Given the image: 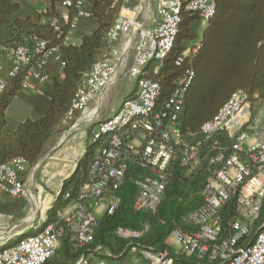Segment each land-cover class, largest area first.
<instances>
[{
  "label": "built area",
  "instance_id": "built-area-1",
  "mask_svg": "<svg viewBox=\"0 0 264 264\" xmlns=\"http://www.w3.org/2000/svg\"><path fill=\"white\" fill-rule=\"evenodd\" d=\"M215 6L216 0H120L117 18L106 33L102 57L84 75L61 123L67 131L80 123L94 125L89 142L97 144V149L87 181L75 195H63L61 202L66 206L57 210L50 222L47 213L36 221L34 214L39 206L28 184L38 164L29 170L23 159L16 158L0 165V196L25 200L28 205L34 202L21 223L36 230L13 242L1 237L0 264H46L60 250L65 231L75 247H87L99 219L120 207L117 192L130 168L140 172L133 181V209L155 214L173 168L191 173L202 162L206 164L203 203L186 218L194 229L171 233L170 240L178 248L175 252L129 246L126 253L131 261L125 264H190L179 257L201 264H264V222L246 246L239 245L250 236L264 201V101L252 102L245 91L237 90L212 120L202 124L199 133L183 135L178 120L195 72L183 69L166 98H162L155 80L177 39L180 12L197 14L200 23L206 25L214 16ZM58 11L59 17L51 20V26L60 35L68 26L64 44H73L83 25L93 27L87 0H63ZM199 46V40L188 46L175 65L189 62ZM44 51L45 43L31 37L23 45L0 48V56L12 62V76L18 68L27 66L34 53L43 52L37 70L28 71L25 88L32 78L42 84L50 78L44 69L51 56H57L62 68L55 49ZM121 76L134 82V93L115 113L98 121L99 110L91 109L90 104ZM232 202L234 208L225 224L223 212ZM100 207L102 214L98 217ZM148 229V224L141 231L120 227L115 234L123 240H135ZM95 251L103 250L97 247ZM75 264L91 263L82 255ZM95 264L112 263L96 260Z\"/></svg>",
  "mask_w": 264,
  "mask_h": 264
},
{
  "label": "trees",
  "instance_id": "trees-1",
  "mask_svg": "<svg viewBox=\"0 0 264 264\" xmlns=\"http://www.w3.org/2000/svg\"><path fill=\"white\" fill-rule=\"evenodd\" d=\"M62 1L49 0L45 10L35 17H20L21 0H0V48L23 45L28 38L34 37L45 43V51L55 49L63 64L61 76H53L43 83L42 92L49 100L43 115L38 119H28L10 130L7 128L6 110L22 90L28 71L37 70L43 52L34 53L27 66L18 68L3 84L0 90V165L21 158L30 170L47 154L54 137L64 131L61 123L69 112L80 82L102 57L106 33L117 18L120 7V0H87L92 30L83 35L78 45L64 44L68 26L62 28L61 35L51 26V20L59 17L58 7ZM186 1L183 0L184 3ZM72 12L71 7V15ZM214 12L201 33L198 31V15L184 10L180 12L177 39L155 78L160 85L162 98H166L183 69L189 68L195 72L178 120L183 135L199 133L202 124L212 120L237 90L245 91L252 102L264 101V0H216ZM196 40L200 43L196 55L189 62L185 60L176 66L178 57ZM96 146L89 141L86 143L85 153L77 161L72 174L62 182L60 192L47 212L48 222L54 218L57 210L65 206L61 202L63 195L68 192L75 195L87 181ZM205 166V162H202L191 173L175 166L155 214L133 209L136 193L133 181L140 172L130 168L123 186L117 192L120 207L114 214H106L99 219L92 243L77 248L65 231L59 253L61 256L55 258L54 262L75 264L85 255L91 264L96 257V260L112 264H125L131 261L126 249L134 244L154 251L167 249L171 252L168 244L171 233L194 229L186 218L203 203ZM233 208L234 202L225 208L222 219L225 224L230 220L229 214H232ZM263 222L264 201L250 236L242 239L239 245L246 246ZM144 224H148L149 229L138 239L123 240L115 234L120 227L141 231ZM97 247L103 251H95ZM104 252L109 255L106 256ZM179 259L187 260L190 264H201L194 259Z\"/></svg>",
  "mask_w": 264,
  "mask_h": 264
},
{
  "label": "crops",
  "instance_id": "crops-1",
  "mask_svg": "<svg viewBox=\"0 0 264 264\" xmlns=\"http://www.w3.org/2000/svg\"><path fill=\"white\" fill-rule=\"evenodd\" d=\"M49 0H24V4L29 6L32 11L35 14L41 13L45 10L46 6L48 5ZM91 29H88L87 26H82L79 29V32L77 33V37L73 40L76 41L78 44L81 42L83 35L88 34ZM13 70V64L10 60L5 59L3 56H0V84H4L8 81V79L11 76V72ZM45 73L49 74V77L53 76H61V66L59 65L58 59L56 55L51 56L49 59L46 67H45ZM119 80V79H118ZM117 80V81H118ZM132 82V81H131ZM42 86L43 84L40 83L36 78L30 79L28 81V84L25 88H22V90L19 92V94L13 99L11 104L9 105L8 109L6 110V118L8 119L9 110L13 105H17L18 108L23 109V113L19 116L20 119L17 121L18 123H15L13 127H16L18 124L28 120V119H38L40 118L45 110L47 109V106L49 104L48 98L43 94L42 92ZM110 88V87H109ZM108 88V89H109ZM135 86H133V89L123 98V100L126 97L131 96L134 93ZM107 93V90L103 92L102 96L96 101L90 104V108H98L99 114L97 116V120H102L106 117H109L113 113H115L121 103L113 110L112 112H104V114H101L100 106L102 103L103 98L105 97ZM8 124V121H7ZM94 127V126H93ZM73 131L71 129L70 131L64 130L62 131L61 135L59 136V133L54 137L52 143L48 146V152L47 154L40 159L39 163H41L42 167L44 168L43 173L41 174L42 180L47 183V185L44 186V184H41L40 182L37 183V186L40 187V189L37 187L36 194H33L36 196L37 202H40L41 197H49L51 198V202L49 207L45 206L44 209L41 211L42 213H47L50 208L53 206V203L55 202L56 197L58 196L61 184L62 182L67 179L72 172L75 170V165L77 161L83 156L85 153V146L88 140H86V143L83 144L84 147H82L81 143H78V146L81 148L80 151L79 148L74 149H67L64 150L61 147L63 146V143L67 139V137L70 135V133ZM47 163V164H46ZM33 176L30 179V182L28 184V187L31 190L30 185L33 183ZM38 181V180H37ZM52 186L55 188H49L47 187ZM43 187V188H42ZM44 190V191H43ZM45 194V195H43ZM46 198L43 200V204H46ZM26 202L25 200H10L7 197L0 196V245L4 243V239H11L12 238V231L14 228L17 227V223L14 222L12 228L5 229L3 226H1V221L4 218L7 219H14L16 220L17 217L21 216L25 213L26 206L24 204ZM48 202V201H47ZM28 204V203H27ZM66 206V205H65ZM64 206V207H65ZM63 207V208H64ZM49 209V210H48ZM12 235V236H11ZM15 235V234H14ZM1 237L4 239L1 240Z\"/></svg>",
  "mask_w": 264,
  "mask_h": 264
},
{
  "label": "rangeland",
  "instance_id": "rangeland-1",
  "mask_svg": "<svg viewBox=\"0 0 264 264\" xmlns=\"http://www.w3.org/2000/svg\"><path fill=\"white\" fill-rule=\"evenodd\" d=\"M20 4H21V10L19 12L20 17H26V15H31L32 17L36 16V14L32 11V9L29 6H27L26 4H24V0H21ZM205 26L206 25L200 23V26L198 27L199 33L202 32L201 30H203V28ZM73 44L78 45V43L76 41H74ZM189 46H191V44H189ZM133 86H134V82L128 81V79L126 77L121 76L119 78V80L114 85H112L109 89H107V93H106L105 97L103 98L101 106H100L101 114H104V112L110 113L113 110H115V108L121 103L123 98L133 89ZM255 105L257 106V104H255ZM22 111H23V109H21V108L19 109L18 106L15 104L13 105V107H11V109L9 110L8 119H7L8 130L15 128V127H13V125L15 123H18L17 121H19V119L21 117L19 115H21L23 113ZM93 126L94 125H92V124L87 125V126L86 125L84 126L82 123L78 124L75 128H73V131L67 137V139L65 140V142L63 143V146L61 148L64 150L71 149V148H74V149L79 148L78 151H80L81 148L78 146V143H81L82 147H84L83 144L86 143V140L89 141L90 131L92 130ZM61 133H63V132H60L59 136L61 135ZM43 171H44V168L42 167L41 163L38 164L35 167V170L33 171V179H32L33 183L30 185L33 194H36V192L38 191V190H36L37 187L40 189V187L37 186L38 182H40L41 184H44V186L47 185V183H45V181L42 180L41 174L43 173ZM49 188H55V187H52V186L47 187V189H49ZM43 195H45V194H43ZM44 198H46V197L43 196L40 198L41 204L39 202H37V205L39 206V211L37 212L36 215L34 214V218L36 221H37L38 217H40L42 214H44L41 212L44 209V207L45 206L49 207V205H50V203H49V202H51L50 196L46 198V204H43ZM24 204L26 206L25 213L22 214L21 216L17 217L16 220L4 218L1 221V226H3L5 229L12 228L13 224H15L14 222L17 223V227L14 228V230L11 233L13 235V236L11 235L12 236L11 242H13V240L18 238L19 236L29 235L32 232L36 231L34 229H31V230L28 229L29 225L21 223V221L28 216L29 210L34 206V202L33 203L31 202V204H30L31 206L28 205L27 202H24ZM101 214H102V208L100 207V208H98L97 216L100 217ZM168 244H169L172 252H175L178 250L177 246L173 243L172 240H170V238L168 239ZM60 250H61V248H60ZM60 250L58 251V253H56V255L54 257H52L48 261L49 264H56V262H54V260H55V258H59L61 256V254H59ZM96 259H97V257H96ZM95 260L92 261L93 264L95 263Z\"/></svg>",
  "mask_w": 264,
  "mask_h": 264
},
{
  "label": "water",
  "instance_id": "water-1",
  "mask_svg": "<svg viewBox=\"0 0 264 264\" xmlns=\"http://www.w3.org/2000/svg\"><path fill=\"white\" fill-rule=\"evenodd\" d=\"M38 163H39V161H38ZM38 163H37V164H38ZM37 164H36V165H37ZM259 230H260V229H259ZM257 233H258V232H256V233L254 234V236H253V237H255V236L257 235Z\"/></svg>",
  "mask_w": 264,
  "mask_h": 264
},
{
  "label": "bare ground",
  "instance_id": "bare-ground-1",
  "mask_svg": "<svg viewBox=\"0 0 264 264\" xmlns=\"http://www.w3.org/2000/svg\"><path fill=\"white\" fill-rule=\"evenodd\" d=\"M1 235V234H0Z\"/></svg>",
  "mask_w": 264,
  "mask_h": 264
}]
</instances>
